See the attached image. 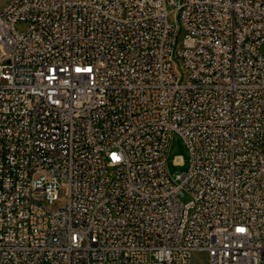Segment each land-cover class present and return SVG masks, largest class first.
I'll list each match as a JSON object with an SVG mask.
<instances>
[{"label":"built area","instance_id":"1","mask_svg":"<svg viewBox=\"0 0 264 264\" xmlns=\"http://www.w3.org/2000/svg\"><path fill=\"white\" fill-rule=\"evenodd\" d=\"M173 134L190 154L175 178ZM197 254L264 264V0L8 2L0 264Z\"/></svg>","mask_w":264,"mask_h":264},{"label":"rangeland","instance_id":"2","mask_svg":"<svg viewBox=\"0 0 264 264\" xmlns=\"http://www.w3.org/2000/svg\"><path fill=\"white\" fill-rule=\"evenodd\" d=\"M11 0H0V9H2L8 2ZM170 15H169V20L171 24L175 28V36L177 39H181L183 37L182 33V27L181 23L179 21V14L177 11H174L172 8H169ZM16 30L20 33L26 32L29 28L28 23L25 22H20L16 26ZM176 64V63H175ZM177 157L182 158L183 164L181 165H176L175 164V159ZM190 166V154L189 150L182 139L181 136L178 134H173L172 140L168 149V162H167V171L172 176L175 178L178 175H182L185 172L188 171ZM189 200L188 197L184 199V202H187ZM203 260L202 256L200 254L194 255L191 264H201V261Z\"/></svg>","mask_w":264,"mask_h":264}]
</instances>
